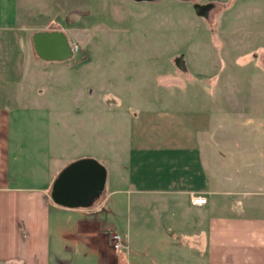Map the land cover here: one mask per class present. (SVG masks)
Returning a JSON list of instances; mask_svg holds the SVG:
<instances>
[{
	"label": "crops",
	"instance_id": "0c3cea01",
	"mask_svg": "<svg viewBox=\"0 0 264 264\" xmlns=\"http://www.w3.org/2000/svg\"><path fill=\"white\" fill-rule=\"evenodd\" d=\"M55 1L0 0V264H264V216L241 210L247 204L228 197L226 177L203 157L211 108L180 107L178 90L159 105L123 110L124 137L109 139L108 153L99 154L109 161L107 188L89 208L53 202L58 156L21 162L19 127L46 122L41 111L56 109L48 95L62 94L36 85L41 72L61 68L62 60L34 53V34L53 19L61 23ZM39 2L52 17H40ZM194 193L208 204L193 205ZM113 232L125 236L124 259L112 247Z\"/></svg>",
	"mask_w": 264,
	"mask_h": 264
},
{
	"label": "rangeland",
	"instance_id": "374dc122",
	"mask_svg": "<svg viewBox=\"0 0 264 264\" xmlns=\"http://www.w3.org/2000/svg\"><path fill=\"white\" fill-rule=\"evenodd\" d=\"M195 4L213 6L203 16ZM53 6L62 20H51L46 31L65 33L73 56L40 73V90L62 94L48 95L56 109L41 111L46 122L19 127L23 164L50 151L58 156L51 167L92 157L109 171L99 154L108 153L109 139L124 137L123 110L178 97L180 107L210 106L214 125L210 141L202 138L203 157L226 177L228 197L247 204L241 210L264 216V0H56ZM36 7L40 17H52L47 3ZM172 89L179 95L167 93Z\"/></svg>",
	"mask_w": 264,
	"mask_h": 264
},
{
	"label": "water",
	"instance_id": "95a60500",
	"mask_svg": "<svg viewBox=\"0 0 264 264\" xmlns=\"http://www.w3.org/2000/svg\"><path fill=\"white\" fill-rule=\"evenodd\" d=\"M152 2L155 0H133ZM212 4H195L197 14L208 16ZM37 54L45 60H65L73 56L67 35L59 31H39L33 37ZM107 168L97 159L81 158L64 167L53 182L51 198L65 208H89L101 197L107 182Z\"/></svg>",
	"mask_w": 264,
	"mask_h": 264
},
{
	"label": "built area",
	"instance_id": "2783aa9c",
	"mask_svg": "<svg viewBox=\"0 0 264 264\" xmlns=\"http://www.w3.org/2000/svg\"><path fill=\"white\" fill-rule=\"evenodd\" d=\"M191 202L196 206H205L208 204V198L203 193H194L191 195ZM113 249L117 252L121 259H124L129 252V246L125 239V236L120 232L112 233Z\"/></svg>",
	"mask_w": 264,
	"mask_h": 264
},
{
	"label": "flooded vegetation",
	"instance_id": "af4514ba",
	"mask_svg": "<svg viewBox=\"0 0 264 264\" xmlns=\"http://www.w3.org/2000/svg\"><path fill=\"white\" fill-rule=\"evenodd\" d=\"M210 10H211V9H210ZM210 10H209V11H210Z\"/></svg>",
	"mask_w": 264,
	"mask_h": 264
}]
</instances>
